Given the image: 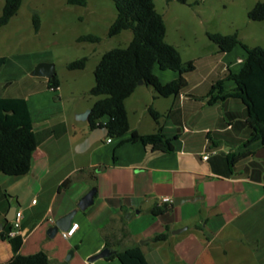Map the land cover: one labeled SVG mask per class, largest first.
<instances>
[{
    "label": "crops",
    "instance_id": "0c3cea01",
    "mask_svg": "<svg viewBox=\"0 0 264 264\" xmlns=\"http://www.w3.org/2000/svg\"><path fill=\"white\" fill-rule=\"evenodd\" d=\"M236 49L222 53L215 47L203 61L205 75L195 76L194 61L195 71L186 74L188 87L176 97H156L142 85L126 101L131 129L140 134L156 131L150 106L166 116L163 132L175 138L171 154L139 143L117 146L118 140L108 143L106 137L78 152L92 131L88 121L79 128L57 112L54 123L43 124L42 118L36 125L27 101L37 149L27 175L0 173V264L39 252L47 253L51 264H121L110 257L89 262L107 242L111 252L140 245L149 264H264V149L260 142L252 144L248 149L256 155L231 166L228 156L242 152L251 136L246 107L239 99L209 106L205 98L215 82L243 67L245 55L237 63L230 58ZM156 73L164 84L178 77ZM47 111L42 107L40 116ZM93 188L94 204L73 220L79 224L75 234L65 239L59 231L51 238L49 228ZM164 197L172 204L154 215ZM18 212L20 234L9 237ZM161 234L169 236L154 242Z\"/></svg>",
    "mask_w": 264,
    "mask_h": 264
},
{
    "label": "trees",
    "instance_id": "16d2710c",
    "mask_svg": "<svg viewBox=\"0 0 264 264\" xmlns=\"http://www.w3.org/2000/svg\"><path fill=\"white\" fill-rule=\"evenodd\" d=\"M71 6H87L89 0H66ZM115 3L117 17L110 27L109 35L117 36L131 31L133 38L127 48H116L105 53L95 70V85L90 95L99 98L91 108L88 119L90 130L107 128L106 139L118 140L117 146L125 143H139L163 154H171L175 149V138L167 137L163 132L162 121L166 117L153 106L149 107L156 131L152 134H140L132 130L129 122L126 101L139 88V83L152 87L156 97L171 98L181 94L188 87L186 74L195 71L194 61L184 62L177 47L167 42V25L162 14L156 9L155 0H112ZM188 4V0H175ZM23 0H5L0 27L10 23L22 6ZM252 22H264V1L258 0L248 12ZM35 30H40V17L34 15ZM208 38L222 53H231L241 47L245 53L243 67L239 72L230 73L226 78L215 82L206 95L207 104L213 106L228 99H239L247 110V124L251 129L250 138L243 144V151L228 156L234 166L238 161L255 156L248 148L260 142L264 149V47H250L237 33L223 35L208 33ZM80 42L100 43L101 38L87 35ZM87 58L73 61L67 65L71 71L84 70ZM6 59L0 57V71ZM156 70L172 71L178 77L168 83H162ZM228 83L234 87L229 88ZM61 83L57 74L48 80V86L57 92ZM108 118L107 122H103ZM37 149L34 121L28 102L23 97H0V173L11 177L27 175L32 167L33 154ZM68 179L64 183L67 187ZM168 207L157 205L154 215H162ZM169 234L153 238L154 242L165 241ZM109 248L111 244L107 242ZM109 259H118L121 264H149L140 245L126 247ZM6 264H51L45 252L34 255H17Z\"/></svg>",
    "mask_w": 264,
    "mask_h": 264
},
{
    "label": "rangeland",
    "instance_id": "374dc122",
    "mask_svg": "<svg viewBox=\"0 0 264 264\" xmlns=\"http://www.w3.org/2000/svg\"><path fill=\"white\" fill-rule=\"evenodd\" d=\"M257 1L188 0L184 5L175 0H155V3L167 25V42L178 48L184 62L199 64L195 76H200L206 74L203 61L217 47L208 33H237L248 46L264 47V22H252L247 16ZM4 4L5 0H0V17ZM36 14L40 17L39 32L35 30ZM116 17L112 0H89L87 6H71L66 0H23L18 14L8 25L0 27V57L6 59L0 71V97L27 99L36 125L43 121V124L54 123L58 118L55 114L64 112L71 124L86 127L85 121L78 120L82 113L76 111L92 107L99 99L90 95L97 65L105 53L127 48L133 38L131 31L109 35ZM87 35L98 36L101 42L79 41ZM243 55V49L238 47L230 58L237 63ZM82 58L88 59L84 70L67 68L69 63ZM43 63L55 66L61 83L59 91L50 90L48 79L32 76L34 69ZM42 107L49 112L43 117ZM135 109L140 110L141 106ZM135 115H131L133 120Z\"/></svg>",
    "mask_w": 264,
    "mask_h": 264
},
{
    "label": "water",
    "instance_id": "95a60500",
    "mask_svg": "<svg viewBox=\"0 0 264 264\" xmlns=\"http://www.w3.org/2000/svg\"><path fill=\"white\" fill-rule=\"evenodd\" d=\"M56 75V68L53 64H39L34 71L32 72V76L37 77H44L46 79H52ZM144 85L143 82L139 83V86ZM91 114V109L85 111L84 113L78 115V120L81 121H88ZM108 135L107 128L99 127L91 131L90 135L78 146L77 151L78 152H84L88 149H90L94 144L101 142L105 137ZM97 193V189L93 188L86 196H84L80 202L78 203V206L76 209H74L72 212L67 214L66 216L60 218L56 221V223L49 228L48 235L51 238H54L59 231H68L73 224V220L75 216L78 214L79 211H85L90 206L94 204V198ZM73 252L70 253L69 257H72ZM113 255V252L109 248L104 249L99 254L93 256L89 259L90 263H95L96 261L100 259L109 258Z\"/></svg>",
    "mask_w": 264,
    "mask_h": 264
},
{
    "label": "built area",
    "instance_id": "2783aa9c",
    "mask_svg": "<svg viewBox=\"0 0 264 264\" xmlns=\"http://www.w3.org/2000/svg\"><path fill=\"white\" fill-rule=\"evenodd\" d=\"M51 91L54 92L53 89H51ZM108 143H112V140L108 139ZM208 158H209L208 155H205L203 157L204 160H207ZM34 203H35V201H34ZM171 204H172V200L170 198H168V197H164V198H162V200H161L159 205H163V206H167L168 207ZM21 217H22V213L18 212L16 214V218H15V220L13 222V227H12V229L10 230V232L8 234L9 237H15L16 235L20 234ZM78 227H79L78 223L73 224L72 227L68 231H63L62 232V236L65 239L71 238L75 234V232L78 229Z\"/></svg>",
    "mask_w": 264,
    "mask_h": 264
}]
</instances>
